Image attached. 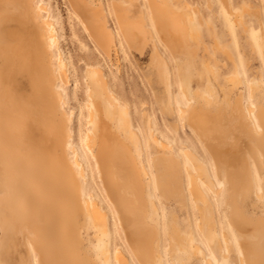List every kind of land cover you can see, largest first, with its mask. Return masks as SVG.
I'll list each match as a JSON object with an SVG mask.
<instances>
[{
  "label": "bare ground",
  "instance_id": "obj_1",
  "mask_svg": "<svg viewBox=\"0 0 264 264\" xmlns=\"http://www.w3.org/2000/svg\"><path fill=\"white\" fill-rule=\"evenodd\" d=\"M69 2L88 36L105 55L110 56L115 47L116 37L107 28L102 9L93 6L87 0ZM147 3L154 28L161 35L160 38L163 37L173 55L182 53L183 44L188 47L190 38L196 42L200 39L190 15L174 11L165 0H147ZM115 13L127 44L130 47L143 45L146 36L142 23L139 22V25L135 26L128 22L126 11L121 7H116ZM163 19L170 20V24L163 23ZM65 62L54 21L43 0H0V246L5 241L11 242V251L5 252V264H13V256H16L14 253H17L16 244L11 238L12 232L8 228L10 223L23 227L29 234L25 237L29 264H43L41 254L33 240L47 244L44 252L47 264H86L83 258L88 255L95 262L91 264H110L108 244L102 242L92 249L84 243L81 234L88 225H92L103 236L108 232V223L100 213L98 203L93 196L90 197L92 190L86 191L80 179L84 176L85 165L86 167L90 165L89 161H92L98 173L107 200L113 204L117 212L125 244L141 264H164L157 242L158 229L150 218L149 200L146 197L147 193L145 194L144 176L147 173L142 162L136 157L143 149L127 116V109L118 105L100 69H86L84 73L88 103L86 123L90 129H85L86 132L81 134L82 124L78 118L77 140L73 139L69 129L70 117L63 110L65 101L62 87L68 84ZM203 67L206 74L212 72L209 69L211 67L205 65ZM164 74L166 75L165 71ZM241 79L240 77L228 79V87L225 89V92L234 95L233 102L236 105L240 98L242 101V97L235 95L233 89L241 85ZM163 80L167 82L166 78ZM258 83L253 80L247 85L249 97L254 100V92L260 85ZM165 88L170 92L171 88L167 83ZM182 88L189 100L191 95L187 81ZM207 91L211 93L209 86ZM212 101L202 95L197 105L203 107V110L208 107L210 109L213 106ZM246 105L245 115L242 113L243 117L240 120L243 118L250 123L247 124L252 127L251 130L257 138H264V97L259 101L256 99L254 105L249 103ZM195 106L189 101L182 109V114H185L188 125L204 144L215 174L222 180L218 190L204 171L205 166L190 150H186L185 154L188 157L186 159L193 164L192 170L186 169L188 190L192 199L200 201L204 207L203 221L198 224L199 232L203 237L210 238V250L214 256L221 255L224 252L221 250L223 247L228 249L229 245H222L215 234L210 236L209 224L214 219L205 204L208 201L206 202L198 182V178H202L205 186L208 185L217 193L218 199L215 198L219 204L225 199L221 193L226 192L228 195H225L228 223L231 224L230 228H233L238 239L241 264L246 263L248 257L251 264H264V254L259 253L264 251L262 249L264 219L254 218L255 211L251 210L257 206L262 217L259 216L264 218V201L263 196H259L261 194L258 195L257 192L256 198L251 195L254 193L252 191L254 182L251 177L255 175L252 174V164L248 161V158H252L250 160L254 162L255 174L261 178V185L264 188V153L259 147L254 146L247 154L246 160L236 151H232L231 155L227 153L228 157L225 158L214 145L207 142L211 133L210 124L208 126L207 120L201 119L202 116L197 113L199 111H196ZM211 111L215 113V110ZM56 113L63 122L61 130ZM106 123L114 133L108 134L107 128L104 127ZM150 139L155 147L159 149L166 147L152 133ZM228 141L232 142V138H228ZM123 169L127 172L120 174ZM164 169H168L169 174H166ZM181 180L174 160L166 156L160 157L155 164V181L160 193L173 196L177 200L180 198V202L184 201ZM72 192L78 197L77 204L70 201ZM6 195H8L6 201L1 202ZM74 213L80 217H74ZM38 220L44 222V227L38 225ZM214 225L211 224L212 227ZM243 225L253 229L254 234L244 235L241 232ZM213 230L216 231L214 227ZM173 231L175 232V229ZM74 236L76 240L73 239ZM189 240L179 241V251H174L171 264H180L191 255L195 257L198 251L200 255L204 254L199 249L196 251L197 247L192 248V244L190 245L192 239ZM78 242L81 243L84 254L78 249ZM168 251L169 253L173 251L169 245ZM122 254L120 250L115 249L114 256L118 264H126ZM204 260V263L210 264L206 257Z\"/></svg>",
  "mask_w": 264,
  "mask_h": 264
},
{
  "label": "rangeland",
  "instance_id": "obj_2",
  "mask_svg": "<svg viewBox=\"0 0 264 264\" xmlns=\"http://www.w3.org/2000/svg\"><path fill=\"white\" fill-rule=\"evenodd\" d=\"M43 1L54 21L59 47L64 61H66L67 67L65 70L68 75V84L62 87L65 101L63 110L70 117L69 129L72 132L73 139L77 140L79 120L82 124L81 134L86 132L85 129H90L86 123L88 118L87 85L84 75L86 69H100L102 77L104 81H107L105 83L118 105L127 109V116L141 141L143 149L142 153L136 155V157L142 162L147 173L144 176L145 194L147 193L146 197L149 200L150 218L158 229L157 239L160 240L157 241L156 239V241L159 243V250L164 264H171L172 256L176 251H179V241L182 239H192L190 242L192 248L197 247L196 251L199 249L204 254L200 255L198 251L195 257L188 256L187 262L184 261L180 264H206L204 263L205 257L210 260V264H241L238 239L234 235L233 228H230L232 227L231 224L228 223L229 215H227L228 208L225 202L228 195L226 192H222L221 195L225 199L219 204L217 193L213 192L208 185L205 186L206 183L202 178H198V182L206 197V202L208 201L205 204L209 207L212 219H214L211 224H215L213 227L217 231L213 232V227L209 224L210 236L215 234L222 245H229L228 249L223 247L221 250L224 252L219 256H214L210 250V238L203 237L199 232L198 224L203 221L204 209L202 208L204 207L200 201L197 202L192 199L193 197L188 190L186 169L192 170L193 164L186 159V150H190L194 157L196 156L195 158L205 166L204 171L209 175L218 190L221 187L222 180L217 178L204 144L188 125L185 114H182V109L190 101L193 105H196L195 109L197 108L196 111L200 112H197L200 117L201 115L203 117L218 116V118L222 116L223 121H230V127L233 128L229 127L232 131V137L230 138L239 145L242 141L250 143L249 141L255 138V134L251 130L252 127L248 126L250 123L242 118L244 123L246 121L243 125L240 119L243 117L241 116L242 113L245 115L247 103L254 105L256 99L259 101L264 97V91L262 90L264 89V0H165L174 11L191 16L193 27L199 34L198 38L200 37L197 42L190 38L188 47L184 43L182 53L177 55H173L163 37L160 38L161 35L155 30L147 0H87L93 6L102 9L106 17L107 28L116 37L115 47L110 56L105 55L88 36L69 0ZM116 7H121L126 11V19L132 25L138 26L139 22L142 23L143 32L146 36V42L143 45L138 44L130 47L127 44L116 18ZM162 22L167 25L170 24V20L163 19ZM202 61L205 63H202ZM201 63L208 68L211 67L209 69L212 72L206 74L203 71L205 67ZM164 77L167 82L163 80ZM233 77L242 78L241 85H237L239 89L237 87L233 89L235 95L242 97V101L240 98L238 105L233 102L234 95L225 92L226 87H228L227 80ZM253 80L260 84V87H256L254 92L258 96L254 94L255 100L249 97L247 89V85ZM186 81L191 95L189 100L182 88ZM166 83L171 88L170 92H167L165 88ZM207 86L211 88V93L207 91ZM202 95L213 100V106L211 104L213 109L208 107V109L204 108L203 110V107L197 105L199 97ZM259 97L261 99H258ZM211 110H215V113H212ZM56 120L59 122L61 130L63 122L58 118V113H56ZM241 125L246 130L247 134L244 135L246 138L239 133L240 128H242H239ZM104 127L107 128L108 134L114 133L109 124L106 123ZM230 131L228 134H230ZM150 133L164 143L166 147L164 149L155 147L150 139ZM254 142L250 144V147L253 146ZM263 143L261 142L260 147L264 151ZM162 156L174 159L178 167L179 179L180 172L183 176L181 178V189L183 188L184 201L180 202V198L177 200L173 196L162 195L157 189L155 164ZM250 159L252 158H248L249 164H252V166L250 165L251 171L255 175L251 177L252 182H254L252 183L254 193L251 195L256 198L257 193L258 195L261 194L259 196H263L264 201V188L261 185V178L258 174H255L254 162ZM89 163L90 165H87V167L85 165L84 179L83 177H80V179L86 191L88 189L92 190L93 193L90 197L93 196L92 198L98 203L99 211L108 223V232L103 236L92 225H88L82 230L83 233L81 232L84 243L95 249L102 242H106L110 250V264H118L114 256L115 249L123 253L122 257L126 264H141L125 244L117 212L113 204L107 200L104 190L101 188V182L92 161H89ZM74 193L72 192L70 201L77 204L78 197ZM7 197L8 195L1 202L6 201ZM256 207L251 209L256 213L258 212L257 214L253 213L254 218L264 219L261 218L260 209L258 208V210ZM150 208L152 209L150 210ZM75 211L78 213L77 210ZM74 217L80 216L76 214ZM38 225L44 227V222L40 221ZM243 226L241 232L244 235L254 234L253 229ZM175 237H180V239L178 238L179 241ZM73 239L76 240V237L74 236ZM78 245L81 252L83 250L82 245L80 242H78ZM168 245L173 248L170 253ZM82 253L84 254V251ZM259 253L264 254V251H259ZM83 259L86 264L94 262L89 255ZM246 260V263L243 264H251L249 257Z\"/></svg>",
  "mask_w": 264,
  "mask_h": 264
},
{
  "label": "crops",
  "instance_id": "obj_3",
  "mask_svg": "<svg viewBox=\"0 0 264 264\" xmlns=\"http://www.w3.org/2000/svg\"><path fill=\"white\" fill-rule=\"evenodd\" d=\"M210 117L211 116H208V118L207 117L201 118L202 120H205V121L207 120L206 122H207L208 126L210 124L209 128H210V132L211 133H210V138L208 139L207 142L210 145H214L217 148V150L220 151V153L225 158L228 157V154L231 155L232 151L233 152L236 151V152L240 153L242 159L246 160L247 156H248L247 154L250 153L251 149L254 146H257V147L260 148V150H262L260 145H261V142H264L263 138H257L255 136L254 139H251L249 142L253 143L254 141H256V143L254 142L252 147H250V144H252V143H247L246 141L245 142L242 141V143H240V145L237 144V142L233 141V139H232V142L228 141V138L232 137V131H230L231 129L229 128L230 127V121H227V120L223 121L222 117H220V118H218V117H211L210 118ZM212 121H213V123H212ZM240 127H243V126L241 125V126H239V128ZM263 128H264V126H263ZM229 131H230V134H228ZM239 133L242 135V137H245L246 134H247L246 130H244V128H242V129L240 128ZM232 143H233V145H232ZM236 146H238V147H236ZM262 146H264V143L262 144ZM262 152L264 153L263 150H262ZM226 154H227V156H226ZM178 161H179V159H178ZM179 163H180V161H179ZM163 171L166 174H169L168 169H164ZM126 172H127V170L123 169V171L121 173L123 174V173H126ZM180 178H183V176L180 175ZM170 188H172V187H170ZM38 222H40V220H38L37 223ZM8 228H9L10 232H12V235H11L12 237L11 238L14 240V242L16 244V251H17V253H14L16 256H13L12 263L13 264H23V263L24 264H29V257L27 255L26 243H25V237L29 236V234L27 233V231L23 227H20V226H17V225L15 226L12 223L8 224ZM33 241L36 244V246L38 247V250H39V252L41 254L42 263L43 264H47V262L45 260V256H44V252H45V250L47 248V244L40 243L38 240H33ZM9 250L11 251V242H9V241L3 242L2 245L0 246V263L1 264H5L6 263V261H5V254L6 253L5 252H7V251L10 252ZM82 251L83 250H81V252Z\"/></svg>",
  "mask_w": 264,
  "mask_h": 264
}]
</instances>
